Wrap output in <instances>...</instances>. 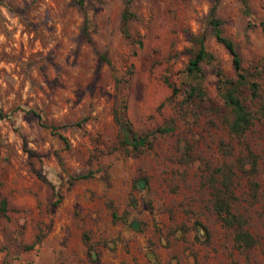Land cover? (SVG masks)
Here are the masks:
<instances>
[{
	"label": "rangeland",
	"instance_id": "1",
	"mask_svg": "<svg viewBox=\"0 0 264 264\" xmlns=\"http://www.w3.org/2000/svg\"><path fill=\"white\" fill-rule=\"evenodd\" d=\"M78 1L0 0V264H88L83 235L90 264H264V114L245 89L252 125L237 138L226 131L214 69L234 70L207 22L213 0H129L128 38L125 0ZM214 13L263 100L264 0H218ZM198 35L214 60L199 63L203 99L185 100L198 81L184 70ZM121 102L149 146L121 142ZM245 145L258 185L253 200L236 169L235 208L257 243L241 252L210 208L205 177ZM108 202L127 222L111 220Z\"/></svg>",
	"mask_w": 264,
	"mask_h": 264
},
{
	"label": "trees",
	"instance_id": "2",
	"mask_svg": "<svg viewBox=\"0 0 264 264\" xmlns=\"http://www.w3.org/2000/svg\"><path fill=\"white\" fill-rule=\"evenodd\" d=\"M129 0H125V7L121 12V32L128 38L129 32L127 28V23L133 13L129 12L127 8V3ZM218 0H213L209 8L207 22L211 28L212 36L215 41L223 45L226 50L231 55L232 67L234 70V77H226L220 70L218 66H215V75L217 77V92L222 101L221 108L224 109L228 115L225 117V128L227 133L231 137L242 136L252 125L254 118V111H258L260 115L264 114V98L261 99V94L259 93V83L250 79V76L241 66V60L238 53L235 50L234 43L230 38L225 36L220 27L221 20L215 16V8ZM245 3V0H242ZM81 6L82 0L78 1ZM262 34L264 35V19L260 20L258 23ZM196 49L193 54L189 57L184 70L187 75L198 78V81L191 84L190 87L185 91V100H198L201 101L204 97V91L200 84V79L202 77V71L200 69L199 63L201 61L211 62L214 60L213 55L208 52L204 47L203 37L201 35L195 36L193 38ZM140 45V42L137 41ZM260 73L264 76V53L260 63ZM173 92L176 89L173 87ZM245 89L249 93V98L254 102L256 109L252 111L245 104ZM217 110V109H215ZM114 117L118 121L119 128L122 135L121 142L125 145H129L133 151L138 150V148L149 146L150 140L148 135H139L135 130L132 129L128 119L125 116L124 104L121 102L120 107L114 111ZM83 119L75 122V125H79ZM51 130L57 134V136L66 142L63 135L57 133L54 127ZM172 130V125H165L157 127L154 132L166 133ZM219 151L225 156H232L233 149L231 145L224 143L222 140L218 142ZM234 164L222 163L211 170L208 171L205 177V182L208 183L210 188V208L215 214L219 224L230 232L231 241L234 246L241 252H247L251 250L257 243L256 237L247 228V219L243 213L235 208V203L237 202V195L235 192V178L236 169L245 173L250 177L248 187L250 190V198L255 199V191L257 188V183L251 178L255 174L257 169V159L256 155L251 149L245 145V154L237 155L235 157ZM247 164V168H245ZM235 166V167H234ZM89 173L77 175L76 177H87ZM145 180V179H143ZM135 187V185H133ZM58 201V199H57ZM131 205L134 204V199L131 197ZM109 208V214L112 221L121 220L127 222L123 215H117L111 202L107 203ZM6 212V202L4 198H0V217ZM130 227L136 228V224L131 221ZM83 242L86 248V257L88 259V264L92 262L89 250L91 249L90 243L86 240L83 235ZM30 247V246H28Z\"/></svg>",
	"mask_w": 264,
	"mask_h": 264
}]
</instances>
